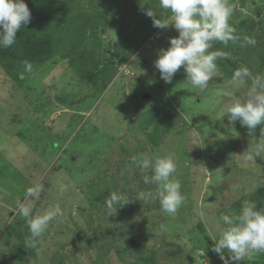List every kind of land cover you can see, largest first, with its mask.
Returning a JSON list of instances; mask_svg holds the SVG:
<instances>
[{
    "label": "rangeland",
    "instance_id": "obj_1",
    "mask_svg": "<svg viewBox=\"0 0 264 264\" xmlns=\"http://www.w3.org/2000/svg\"><path fill=\"white\" fill-rule=\"evenodd\" d=\"M263 2L228 0L234 7L230 23L238 28L244 20L261 21L251 35L264 44ZM149 8L157 15L159 0L82 4L73 38L51 61L23 70L17 81L0 67V264H125L124 250L137 257L154 250L156 264H216L218 255L212 256L197 224L204 222L209 235L219 238L225 227L220 216L236 212L235 203L249 200L264 184V152L248 159L250 150L264 144L261 126L249 130L239 121L229 123V114L221 116L247 99L250 82L241 86L219 72L201 90L186 82L181 67L165 83L154 62L179 33L169 25L134 36L132 23L152 19L145 14ZM98 13L99 23L113 24L103 34L107 53L95 58L90 33ZM128 52L129 71L120 72L118 64L112 77L109 69L107 88L80 77L78 69L94 70L101 58ZM249 61L241 67L258 68ZM145 152L171 156L177 164L175 178L186 202L174 216L162 213L158 200L136 198L156 190L141 182L151 171L139 173L132 162ZM35 183L44 191L33 215L56 204L63 215L32 247L16 201ZM122 183L129 207L108 217L104 199L110 192L123 195ZM263 253L247 258L262 261Z\"/></svg>",
    "mask_w": 264,
    "mask_h": 264
},
{
    "label": "clouds",
    "instance_id": "obj_2",
    "mask_svg": "<svg viewBox=\"0 0 264 264\" xmlns=\"http://www.w3.org/2000/svg\"><path fill=\"white\" fill-rule=\"evenodd\" d=\"M159 7L164 12H170L171 16L159 19L155 18L157 16L152 8L145 10V14L153 18L154 27L172 25L179 33L177 37L170 38V47L158 51L154 62L165 83L171 84L174 75L183 67L186 82L204 90L213 77L219 76L216 61L229 58L227 52L209 51L215 42L225 46L230 42L239 43L241 47L256 44L254 37L236 34V28L230 24L234 7L228 0H159ZM30 19L31 12L25 0H0V48H11L17 41L18 32ZM25 70L32 71V65L27 61ZM249 81L247 99L235 101L221 116L229 114V123L239 121L249 130H255L260 125L264 133V75H253L248 67H240L233 72L232 83L245 86ZM261 152H264V144H257L249 151L248 159H252L253 155L259 156ZM132 162L142 172L150 170V176L143 175V183L156 186L154 192L141 191L136 198L140 201L158 200L162 213L174 216L186 202L181 183L175 178V160L171 156L153 157L145 152L133 157ZM43 191V184L35 183L27 187L23 197L16 201L19 214L26 221L30 233L28 243L32 247L41 242L50 223L63 215L59 204L50 206L43 214L33 215L35 202ZM128 202L129 198L124 195L110 192L104 199L105 214L108 217L116 215L118 209ZM220 221L225 227L219 238L214 240L211 250L220 256L224 264H229V260L241 264L252 254L264 252V209H258L255 202L245 200L239 212L223 214ZM161 229L167 231L163 225ZM225 250L230 253L227 257Z\"/></svg>",
    "mask_w": 264,
    "mask_h": 264
},
{
    "label": "trees",
    "instance_id": "obj_3",
    "mask_svg": "<svg viewBox=\"0 0 264 264\" xmlns=\"http://www.w3.org/2000/svg\"><path fill=\"white\" fill-rule=\"evenodd\" d=\"M25 3L28 5L31 12L30 22L25 27L20 29L17 34V41L11 48H0V67L5 71L8 77L15 81L20 80L22 71L25 70V61L32 65V69L35 65L45 64L51 61L57 52H59V48L66 45V43L69 42L68 39L70 40L73 38L71 32L76 23L80 21V6L82 4H84L85 8L90 7L91 5L94 6V0H83V3L82 0H25ZM66 8H68L70 12H67ZM261 13L262 11H259L260 15ZM156 16L157 17L155 18L167 19L171 16V13L164 12V10L160 9ZM91 19L93 20V17H90V20ZM97 19L98 23H92L93 28L90 33L91 37L94 36V40L92 41L94 49L92 52L95 58L99 56L102 57L100 54L104 52L107 53L103 47V34L105 33L106 28L113 24L111 20H104L106 21L105 24H101V22L99 23L101 20V15L99 13L95 20ZM251 21L252 22L248 23L245 20L242 21L238 28L235 27V24H230L236 28L237 35H240L241 37L244 35L252 37L251 31L254 30L258 25L261 26L262 22L255 20ZM130 28L134 36H136L138 33L142 34L143 31H150L149 34H155L159 33V31L162 29L154 27L153 18L132 23ZM241 28H244L246 31L243 30L240 32ZM71 49H73V47ZM245 49L246 53L241 56V51ZM127 50L129 51V49ZM216 50L229 53V58L218 59L216 61L217 70L218 72H222L224 74V78L231 80L233 72L240 68L246 60H250L249 62L252 60L253 64L256 63V65H258V68H250V71L253 73V75H264V44L260 43L258 39H256L255 46L248 45L245 47L239 46V43L232 44L230 42L227 46H225L222 43L215 42L209 51ZM87 52L88 50H84V56H86L85 53ZM130 56H132L131 52L125 54H116L114 57L106 56L101 58L100 61L95 62L97 65L94 70H88V68L85 67L86 69L84 68V70L78 69V72L80 73V77L84 79L85 82L89 84L92 83L95 86H98V84L102 83L103 87L107 88L108 85L105 78L109 69H112V77H114V75L117 74L118 64L120 65L125 63V61H129L131 58ZM87 57L88 58H86L85 63L90 64V57ZM119 71L122 72L120 69ZM139 171L142 170L140 169ZM141 182L143 183V180H141ZM119 189L122 191L124 196H127L126 192L128 189L124 188V183L121 184ZM97 198L98 197H94L93 200ZM244 201L245 199H241L238 201V203H235L233 208L235 207L236 212H239ZM249 201L255 202L258 209H264V184L249 195ZM126 206L127 208L129 207L128 203ZM197 228L211 245V247H213L215 241L213 237L207 232L204 222L200 221L197 224ZM118 248L123 250L125 247H122V249L121 246H118ZM123 252L124 253L122 255L124 259H126L125 264H156L154 250L146 251V254L138 257L134 256L133 253H130L132 251L124 250ZM211 254L213 257L218 255L214 252ZM228 255H230V253L225 250V256L227 257ZM215 259L217 262L216 264H224V261L221 260L219 255ZM249 260V258H245L243 261H241V264H264V253L262 261L260 259L253 261ZM233 264H235L234 261Z\"/></svg>",
    "mask_w": 264,
    "mask_h": 264
},
{
    "label": "built area",
    "instance_id": "obj_4",
    "mask_svg": "<svg viewBox=\"0 0 264 264\" xmlns=\"http://www.w3.org/2000/svg\"><path fill=\"white\" fill-rule=\"evenodd\" d=\"M120 69H121V71H123V72H127V71H129V69L127 68V65H124V64H122L121 66H120Z\"/></svg>",
    "mask_w": 264,
    "mask_h": 264
}]
</instances>
